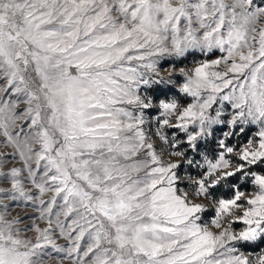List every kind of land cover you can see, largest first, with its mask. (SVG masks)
<instances>
[{
    "label": "snow or ice",
    "instance_id": "6c2138e0",
    "mask_svg": "<svg viewBox=\"0 0 264 264\" xmlns=\"http://www.w3.org/2000/svg\"><path fill=\"white\" fill-rule=\"evenodd\" d=\"M0 264H264V0H0Z\"/></svg>",
    "mask_w": 264,
    "mask_h": 264
}]
</instances>
